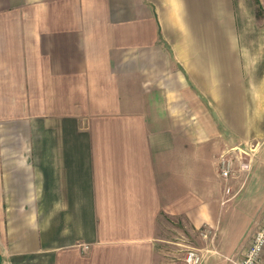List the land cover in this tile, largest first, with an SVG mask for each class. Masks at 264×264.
I'll return each mask as SVG.
<instances>
[{"label": "crops", "instance_id": "0c3cea01", "mask_svg": "<svg viewBox=\"0 0 264 264\" xmlns=\"http://www.w3.org/2000/svg\"><path fill=\"white\" fill-rule=\"evenodd\" d=\"M263 165L264 0H0V264H163Z\"/></svg>", "mask_w": 264, "mask_h": 264}, {"label": "rangeland", "instance_id": "374dc122", "mask_svg": "<svg viewBox=\"0 0 264 264\" xmlns=\"http://www.w3.org/2000/svg\"><path fill=\"white\" fill-rule=\"evenodd\" d=\"M258 13L263 15L260 9ZM256 149L257 147L253 152H250V157L255 155ZM229 154L231 156H233L232 154L235 156L239 154L241 157L248 156L240 152L236 154L229 152ZM235 195V190H231L229 197ZM263 196L264 165L259 170L258 183L252 186L249 184L236 200L237 204L234 205V201L230 203L232 209L228 215H224L219 231L205 226L186 227L182 223L165 220L158 243L163 264H186L187 254L191 250L199 253L201 257L200 264H230L227 258L235 256L240 248L247 247L252 240L259 219L264 214V208L261 209ZM242 234L245 236L242 241L236 244L238 237ZM215 237L216 241L214 243ZM238 244L240 247L236 250ZM209 249H212V251H209Z\"/></svg>", "mask_w": 264, "mask_h": 264}, {"label": "built area", "instance_id": "2783aa9c", "mask_svg": "<svg viewBox=\"0 0 264 264\" xmlns=\"http://www.w3.org/2000/svg\"><path fill=\"white\" fill-rule=\"evenodd\" d=\"M255 145H237L233 149L229 150L222 154L219 158V167L221 175L228 179L234 173V162L235 159L233 156L229 154V152H240L242 154H246L250 157V152L255 150ZM250 157L249 159H251ZM241 169L248 170L249 169V161H241L240 162ZM227 192L230 194L231 188H227ZM230 264H264V214L262 219L257 226L256 230L253 233L252 240L250 244L245 247L241 252L236 254L233 257L227 258ZM201 257L199 253L195 250H191L186 257V264H200Z\"/></svg>", "mask_w": 264, "mask_h": 264}]
</instances>
